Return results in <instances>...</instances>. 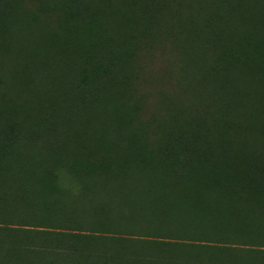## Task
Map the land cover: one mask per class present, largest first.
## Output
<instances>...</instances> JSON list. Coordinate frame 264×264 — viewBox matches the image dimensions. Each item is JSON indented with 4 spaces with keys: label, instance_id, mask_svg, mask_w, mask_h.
Wrapping results in <instances>:
<instances>
[{
    "label": "trees",
    "instance_id": "trees-1",
    "mask_svg": "<svg viewBox=\"0 0 264 264\" xmlns=\"http://www.w3.org/2000/svg\"><path fill=\"white\" fill-rule=\"evenodd\" d=\"M0 264H264V0H0Z\"/></svg>",
    "mask_w": 264,
    "mask_h": 264
}]
</instances>
